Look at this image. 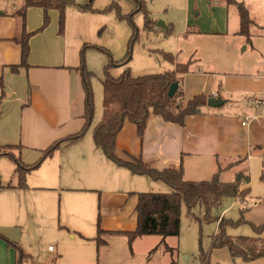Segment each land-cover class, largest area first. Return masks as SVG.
Wrapping results in <instances>:
<instances>
[{"label":"rangeland","instance_id":"1","mask_svg":"<svg viewBox=\"0 0 264 264\" xmlns=\"http://www.w3.org/2000/svg\"><path fill=\"white\" fill-rule=\"evenodd\" d=\"M137 1L142 3L143 6V9L137 13L135 7L139 6V4L136 5L133 0H92V11L81 8V6H85V0H81L80 2L75 1L76 6H69L71 10H74V13L67 14L66 10L64 12L67 32L73 34V36L66 35L67 48L74 49L78 45L79 48L84 47V45H87L85 47L90 45L107 50L111 54L113 61L119 62L118 66L111 67L108 70V76L111 79H118L125 71H128L132 78L163 74L171 71L177 64L184 65L190 62L188 67L189 74H196L205 85L211 80L219 84V81L222 82L224 78V75L218 74L219 72L229 71V73H237V71L233 67L226 65L224 69L219 68L217 60L226 57L209 55L211 49H225L226 46L228 49L233 48V54L236 53L237 58L238 56H243L244 60H253L250 57V50L245 54L242 52L246 44L244 39L233 36L238 25L237 18L233 11L234 9H227L223 0ZM214 1L217 2V6H213ZM241 1L245 5L247 0ZM113 2L119 7L122 16H132L131 21L137 29V38L131 49L130 60L128 62L127 60L122 61L126 57L128 44L132 36V23L124 19H119L114 9H108ZM247 4L250 8L251 15L253 13L257 14L256 20L250 17L251 20H254L258 26L264 27V0H248ZM20 6V0H0V12L10 13L15 9H19ZM224 8L226 9L228 19L227 40L216 39L217 37H211L210 34L217 31V29L219 31H225V28L218 23L219 17H224L222 13V9ZM159 23L165 26L167 30L159 28ZM149 25L151 29H149ZM66 26H64V32ZM252 31H257V28L252 27L250 29L251 34ZM64 32L58 36L63 38L65 36ZM193 32L200 34H193ZM56 34H58V31ZM239 43H243V45L237 50ZM89 54L88 56L90 58L88 59V65H86L87 69L93 74L91 87L94 97V117L92 123L88 130H86L79 145L77 143L69 147H62L51 158L43 161L38 169L31 171L26 178L27 185L28 183L49 185L47 183L51 181L59 182L62 180H66L63 183H70V180L78 182L95 175L99 177L111 176L110 171L102 169H109V167L105 165L102 159L103 157H101L102 153L95 148L92 139V130L100 121L102 115L101 82L104 80V68L108 65V58L105 54L94 50L90 51ZM165 54H171L173 64L165 59ZM232 57L235 58L234 55ZM23 75L26 78L24 72ZM16 76L10 75L6 78L5 89L8 93H5L6 91L4 90V98L0 102V128H12L14 138L12 140H2L3 142L0 143V146H11V152L16 158L20 157L21 162L24 164L34 165L41 158L42 151L34 148L32 143L25 144L22 142L20 143L23 146L22 148L13 149L15 145H19L17 144L19 141L17 138L19 133L18 126L22 110L21 107L23 106L20 104L19 98H24L25 95H28V83L25 81V78ZM13 90L17 93L15 98L13 97L14 94H12ZM218 91L220 92L221 98L226 100V106L222 111L238 114L237 112H231L235 110V108L231 107L235 104L237 96L232 93H223L219 88ZM212 93L213 90H209L207 96L211 98L213 96ZM81 98H83V94L79 76L76 72H72V108L69 110V116L71 118L74 117L76 112L82 114L83 102ZM181 101H184V99H181ZM221 109L222 107L218 108L217 112H222L220 111ZM23 131H26V128ZM46 139L44 137L35 143H40ZM86 148L96 154L94 159L87 155L86 159L83 160V155L88 154ZM109 164L115 172L113 176L116 181L115 187L113 188L115 191H125L132 188L133 190L127 191H133L131 193L161 194L170 192L169 188L162 183L151 182L144 177H132L127 170L119 169L113 164ZM14 169L15 164L11 160L5 157L0 158V185H6L11 179L13 184L16 182L12 176ZM216 171H221V175L219 176L220 182L231 183L237 180L240 182L239 194L246 191L244 187L246 185V178L241 161L234 160L227 163L225 167H217ZM127 176H130L131 180L129 182ZM138 182L139 186H137ZM132 183L133 185L130 187ZM32 192L30 196H27V201L30 205L29 211L25 207V198L23 196L25 193H20L19 195L22 205V212L20 214L21 227L23 228V232L25 231L27 234L22 240L24 249L21 250L29 258L23 264H35L36 262L41 264H96L97 252L93 239L96 236L97 218H100L99 225L101 229L104 224L108 227L119 228L120 226H128V224L133 222V218H130L132 219L131 221L130 219L125 220L116 210L119 204L118 201L122 200V204L120 205H123L125 201V196L118 192H115L113 196H101V193L98 191L96 193L68 191L55 193L42 191ZM49 195L55 196L53 201L50 200L48 202L46 196ZM245 195L246 193L242 197H239V199L244 198ZM44 199L46 200L44 209L48 210L51 208L55 216L53 227L43 222L44 215L42 212ZM234 200H223L221 209L214 210L212 216L218 215V221L223 219L220 217L221 213L233 204L234 209H230L224 219H238L241 208L239 209V203L235 204ZM234 212L236 215L238 214L236 219L231 218ZM31 216L34 217L31 220L36 225L40 224L37 238L33 228L29 224ZM193 216L194 219L187 216L186 208L182 204L180 210L179 237L166 239V243L170 247H175V254L170 253L172 248L170 249L165 244L168 247V251H166L163 245H160V238L157 236L137 238L135 244L133 242L135 251L139 254L146 255L144 262H146V259H149L148 257L159 256V258L166 260L169 256L170 263L172 262L171 260H175L176 264H199L197 260L199 230L201 231L202 245L206 249L209 245L210 236L217 232L218 221L201 223L203 212L199 207L194 209ZM63 221H66L68 227L63 228L61 230L62 234L59 236V223ZM9 225H11L10 222ZM16 228L19 229V227ZM226 234L230 237H251L253 232L246 225L228 228ZM71 236H74V238H71ZM49 247L52 248V252L48 251ZM150 251H153V253ZM211 262L212 264H245L239 260L234 261L230 259L225 249L216 250L211 255ZM258 262L261 261L246 264H264Z\"/></svg>","mask_w":264,"mask_h":264},{"label":"crops","instance_id":"2","mask_svg":"<svg viewBox=\"0 0 264 264\" xmlns=\"http://www.w3.org/2000/svg\"><path fill=\"white\" fill-rule=\"evenodd\" d=\"M247 1L245 7L248 14L252 19L255 18L254 20H256L257 14L253 13L251 15ZM213 6H217V2L214 1ZM65 10L67 14L74 13V10L69 7ZM222 13L224 17H219L218 23L225 28V31L217 29V31L210 34L211 37H217L216 39L227 40L228 19L225 8L222 9ZM5 14L9 13L0 12V77L3 79L4 90L6 91L5 80L10 75L15 77L18 75L25 78L24 72L26 75L25 81L28 83V95H25L24 98H19L20 104L23 106L21 107L18 126L19 133L17 138L19 141L17 144L19 145L14 147L19 146L22 148L23 146L20 144L22 142L25 144L32 143L34 148L44 151L52 143L79 132L83 127L84 121L81 119L80 112H76L73 118L69 116V110L72 108V72H76L75 70L78 68L79 53L83 46L79 48L78 45L74 49L67 48L66 35L73 36V34L67 32L65 21V36L62 38L56 34L58 31V14L55 11H51L48 13L50 19L49 27L42 33L33 35L29 41L30 53L27 69H19L14 74L9 67H17L20 64V49L14 40H18L20 37L21 20L16 17L5 16ZM42 18L43 12L41 9H28L25 14L26 33L31 34L39 30L42 26ZM254 20L252 21L257 27V31H252L253 37L249 43L245 42V47L242 49L244 54L250 50V57L253 60H244L243 56H238L237 58L236 53L233 54V48L228 49L226 46L225 49L213 48L209 55L226 57L217 60L219 68L224 69L225 65L230 66L237 73H229V71L219 72L218 74L224 75L222 82L219 81V84H216L214 80H211L207 85L196 74L188 73L184 76L182 84L185 102L200 94L207 96L209 90H213L211 98H220L224 101L220 111L226 106V100L221 98L218 88L223 93L235 94L237 99L231 107L235 108V110L231 112H237L238 114L224 111L217 112L218 108L205 107L206 109L203 108L200 115L186 119L184 127L164 124L158 118L151 116L148 119L142 141L136 136L135 127L125 123L116 138V154L120 158L128 155L135 159H141L143 162L149 163L157 171L169 168L178 169L181 164L184 180L190 182L208 181L216 172L217 167H225L229 162L244 158L242 162L244 176L249 179L244 187L249 193L242 202L233 200L235 204L239 203V209L243 208L246 210L244 214L246 222L262 225L264 224V27L258 26ZM193 34L200 33L193 32ZM242 45L243 43H239L237 50ZM90 51L92 50L85 52L87 65ZM233 55L235 58L232 57ZM5 93H8V91ZM12 94H14V98L17 96L14 90ZM81 100L83 101V98ZM255 101H260V106L254 104ZM242 123H245V126H242ZM24 128H26V131H23ZM44 137L47 139L40 143H35ZM13 138L12 128H0V143L3 142L2 140H12ZM86 150L88 154L83 155V160L86 159L87 155L93 159L96 157V154L87 148ZM101 157H103L102 159L109 169L101 168L105 171H110V177L95 175L78 182L75 180H70V183H63L66 180L51 181L47 183L49 185L28 183L26 190L0 189V234L11 242L16 243L20 249H24L22 240L27 234L25 231L23 232L21 227L20 214L22 205L19 195L20 193H25L23 194L25 207L29 211L30 205L27 201V196H30L33 193L32 191L51 193L63 191L96 193L98 191L101 196H113L115 192H118L125 196V201L123 205H120L122 200H119L116 210L125 220L133 218V222L128 224V226H120L119 228L108 227L104 224L102 229L107 232L133 231L136 224L135 214L133 213L136 200L134 196H128L133 191H127L133 189L115 191L113 189L116 184L113 177L115 172L111 168L110 162L103 155ZM12 176L14 177L13 172ZM127 177L129 182L131 180L130 176ZM9 182L12 186L16 184L12 183V179ZM137 186H139V182ZM54 197L53 195L46 196L48 202L50 200L53 201ZM45 199L43 200V222L53 227L55 216L51 208L48 210L44 209L46 206ZM230 209H234L233 204L228 209H225L220 217L226 218V214ZM232 216L231 218L236 219L238 214L236 215L234 212ZM32 218L34 217H30L29 224L37 238L40 224L36 225L31 220ZM9 222L11 225H9ZM16 227H19V229ZM66 227H68L66 221L59 223V236L62 234L61 230ZM67 230L70 231L68 228ZM71 238H74V236H71ZM103 240L106 241L107 246L98 251L96 264L170 263L169 256L166 260L159 258V256H153L144 262L146 255L135 251V241L132 244L131 251H128L126 241L122 238L110 237L103 238ZM164 242L170 247L166 243V239ZM14 260V252L0 241V264H14ZM258 261H261L258 263H264V260ZM35 264L41 263L36 262Z\"/></svg>","mask_w":264,"mask_h":264},{"label":"trees","instance_id":"3","mask_svg":"<svg viewBox=\"0 0 264 264\" xmlns=\"http://www.w3.org/2000/svg\"><path fill=\"white\" fill-rule=\"evenodd\" d=\"M136 5V13L143 9L142 3L133 0ZM21 6L15 9L8 17H16L21 20L20 37L14 42L20 49V64L10 66L12 73H17L18 69H27L28 57L30 53L29 41L33 35L40 34L49 25L50 19L48 13L55 11L58 14V35L64 32V12L69 6H76L75 0H20ZM227 9H234L237 18V29L233 36L242 37L246 43H249L252 34L250 29L256 27L251 20L248 11L241 0H223ZM92 0H85L84 10L92 11ZM30 8L41 9L43 12L42 26L34 33H26L25 14ZM108 9H114L119 19L131 21V17L122 16L116 3H111ZM135 13V11H134ZM257 28V27H256ZM149 29H151L149 25ZM259 29V28H258ZM262 30V29H259ZM137 38V29L132 23V36L128 44L126 57L122 62L130 60L131 49ZM92 49L105 54L108 58V65L104 68V80L102 86V115L100 121L92 130L93 144L99 150L104 158L119 169L127 170L130 175L144 177L155 183H162L170 190L169 193H130L135 197L136 204L133 210L135 214V228L131 232L124 231H103L100 228V218L96 221V236L93 239L96 245V252L107 246L104 238H124L128 250L137 238L157 236L160 238V245L168 251L164 241L167 238H178L180 229V210L183 204L186 208L187 216L194 219L193 211L196 207L202 209L203 219L201 223L217 222L219 216H212L214 210H220L222 201L225 199H235L240 202L247 197L248 190L239 194V181L231 183H222L219 180L221 171H216L210 180L201 182H190L184 180V172L181 164L178 169H165L157 171L149 163L141 159H135L128 155L120 158L116 154V138L125 123L135 127L136 136L142 141L147 127L148 119L153 116L158 118L164 124L184 127L185 120L201 114L206 102L210 98L204 94L192 97L188 101L183 100L182 84L184 76L188 73L190 62L184 65H175L174 68L166 73L149 75L138 78H132L128 71H125L118 79H111L108 76V70L116 67L119 62L113 61L111 54L102 48L96 46L83 47L79 53V65L75 70L80 79V87L83 94V112L81 119L84 121L81 130L73 135L62 138L52 143L46 150L42 151L41 158L34 165H26L21 162L20 157L16 158L12 154V147L0 146V158H7L15 164L13 175L15 185L7 183L0 185V189L26 190L27 175L36 169L48 158L62 147H69L77 144L84 137L86 130L90 127L94 117V97L91 87L93 74L87 69L85 61V52ZM172 64L171 54H165ZM178 83L177 91L172 99L168 98L167 92L170 86ZM4 98V83L0 77V102ZM20 147H13V149ZM243 162L244 158H239ZM237 161V160H235ZM245 184L248 183L247 177ZM246 193L245 197H242ZM239 194V197H238ZM246 210L241 208L240 215L236 220L221 219L217 223V232L210 236L209 245L204 249L201 242V231L199 230L198 255L199 264H212L211 255L216 250H227L230 259L239 260L242 263H251L258 260H264V224L254 225L246 222L244 214ZM249 226L253 232V237H229L226 234L228 228L240 226ZM2 241L8 249L14 252V264H23L28 260L19 246L0 234ZM157 249V248H156ZM171 249V248H170ZM172 250V251H171ZM170 253H176V249H171ZM153 253V251L151 252ZM150 253V254H151ZM149 258V257H148ZM170 264H176L171 260Z\"/></svg>","mask_w":264,"mask_h":264},{"label":"water","instance_id":"4","mask_svg":"<svg viewBox=\"0 0 264 264\" xmlns=\"http://www.w3.org/2000/svg\"><path fill=\"white\" fill-rule=\"evenodd\" d=\"M158 27L161 29H167L165 26L162 24H158ZM178 83H174L170 86L167 92L168 98L172 99L177 91ZM224 104V101L221 100L220 98H209L206 102V107L211 108V109H216L220 108Z\"/></svg>","mask_w":264,"mask_h":264},{"label":"built area","instance_id":"5","mask_svg":"<svg viewBox=\"0 0 264 264\" xmlns=\"http://www.w3.org/2000/svg\"><path fill=\"white\" fill-rule=\"evenodd\" d=\"M76 2H80L81 0H75ZM254 104H257L258 106H260V101H255ZM242 126H245V123H242ZM48 251L51 252L53 251L52 248H48Z\"/></svg>","mask_w":264,"mask_h":264}]
</instances>
